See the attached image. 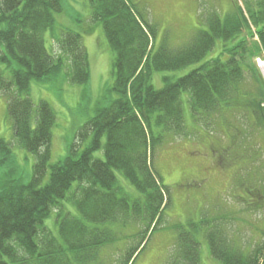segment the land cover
Returning a JSON list of instances; mask_svg holds the SVG:
<instances>
[{
  "label": "trees",
  "instance_id": "1",
  "mask_svg": "<svg viewBox=\"0 0 264 264\" xmlns=\"http://www.w3.org/2000/svg\"><path fill=\"white\" fill-rule=\"evenodd\" d=\"M88 5L90 23L102 27L114 56L108 92L115 99L79 130L77 142L89 135L87 146L78 150L75 144L61 161L49 165L56 115L45 101L34 106L27 97L30 84L55 81L67 69L69 83L86 85L87 51L82 36L71 30L52 38L54 54L46 49L44 34L54 28L61 0H0V95L8 98L7 119L15 143L35 157L24 183L8 170L12 151L0 139V264H132L169 206V189L151 163L155 149L166 135L190 137L182 94H187L197 124L213 127L218 117L224 121L226 113H237L245 122L253 120L252 132H264V87L253 65L264 53V0L255 5L252 17L240 8L222 19L216 13H200L206 31H196L176 49L164 39L155 51L156 25L138 3L88 0ZM252 26L247 40L242 34ZM216 41L222 43L220 54L206 59ZM194 65L197 68L182 78H163L159 90L151 85L154 73ZM96 152H102L103 159L95 158ZM263 152L259 147L250 157ZM254 169L259 176L237 201L252 213L253 223L245 226L252 235L259 233L258 241L244 245L219 221L205 236L211 257L220 264H264V224L255 226L261 212L264 223V161L252 173ZM115 173L137 198L122 192ZM71 207L76 215L69 212ZM52 215L57 234L45 224ZM128 228L133 233L124 234ZM171 264H200L194 236L180 227Z\"/></svg>",
  "mask_w": 264,
  "mask_h": 264
},
{
  "label": "rangeland",
  "instance_id": "2",
  "mask_svg": "<svg viewBox=\"0 0 264 264\" xmlns=\"http://www.w3.org/2000/svg\"><path fill=\"white\" fill-rule=\"evenodd\" d=\"M133 1L147 12L149 21L156 25L157 34L153 46L155 51L164 39L171 48L176 49L188 43L196 31H206L202 21L204 18L200 13L203 16L216 13L222 19L227 14L236 13L240 8L252 17L257 11L255 5L260 0ZM61 3L62 11L54 15V28L44 34L45 47L50 54H54L56 48L51 42L53 37L59 38L66 30L79 33L88 55L90 78L84 86L72 85L65 78V69L55 81H33L30 84L27 97L34 106L45 101L56 115L49 147V165L61 161L75 144L78 150L85 148L89 135L85 136L83 142L78 143L79 130L94 117L97 109L107 106L115 99L114 94L108 92L113 84L114 56L107 45L102 27L90 23L88 0H61ZM90 29L91 33L87 34ZM254 30L255 27L252 26L248 31L244 30L242 35L248 40L249 33ZM253 41H257V38L254 37ZM221 47V41H216L212 53L206 59L220 54ZM254 60L253 65L264 87V76L261 73H264V53ZM195 68L197 65L176 72L154 73L151 85L159 90L163 87V78L174 81ZM248 70L250 71L249 68ZM187 99V94H182L184 123L190 137L174 139L166 135L155 149L151 162L162 184L169 189V206L164 211L162 224L152 233L145 249L132 264H171L176 251L179 227L194 236L199 248L200 264H220L211 257L205 236L208 228H213L220 222L219 225L225 227L228 233L238 235L244 245L258 241L259 233L253 231L252 235V230L245 226L249 222L253 223V215L244 209L245 203L237 201V197L247 193L253 186V177L259 176L260 171L254 169L255 173H252V169L263 163L264 152L253 154L252 158L250 154L259 150V147L264 151V132H252L253 120L249 118L245 122L237 113H226L224 121H220L218 117L213 127L206 128L203 123L197 124L193 121ZM7 105L8 98L0 95V139L12 151V161L8 165L11 169L8 170L26 183L30 179L35 157L15 143L12 124L7 119ZM232 139L238 145L234 146ZM102 141L104 143L105 139ZM94 157L103 159V154L96 152ZM251 159L256 160L251 163ZM2 167L0 164V179L4 172ZM115 175L124 194L131 199L139 196L120 174ZM69 212L76 215L73 207ZM262 217V212L256 214L257 228H263ZM45 224L57 234L53 215ZM133 231V228H128L124 230V234H131Z\"/></svg>",
  "mask_w": 264,
  "mask_h": 264
},
{
  "label": "water",
  "instance_id": "3",
  "mask_svg": "<svg viewBox=\"0 0 264 264\" xmlns=\"http://www.w3.org/2000/svg\"><path fill=\"white\" fill-rule=\"evenodd\" d=\"M260 65V64H259ZM258 65V68H260V71H261V66ZM262 75L264 76V73L261 71Z\"/></svg>",
  "mask_w": 264,
  "mask_h": 264
},
{
  "label": "bare ground",
  "instance_id": "4",
  "mask_svg": "<svg viewBox=\"0 0 264 264\" xmlns=\"http://www.w3.org/2000/svg\"><path fill=\"white\" fill-rule=\"evenodd\" d=\"M262 69H263V66H262Z\"/></svg>",
  "mask_w": 264,
  "mask_h": 264
}]
</instances>
